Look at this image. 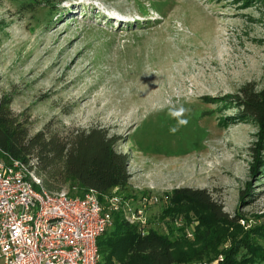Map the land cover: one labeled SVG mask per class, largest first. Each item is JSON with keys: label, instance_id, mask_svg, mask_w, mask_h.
Segmentation results:
<instances>
[{"label": "rangeland", "instance_id": "374dc122", "mask_svg": "<svg viewBox=\"0 0 264 264\" xmlns=\"http://www.w3.org/2000/svg\"><path fill=\"white\" fill-rule=\"evenodd\" d=\"M46 4L0 0V98L28 134L100 127L117 136L129 179L110 194L158 232L166 231L164 194L177 187L205 189L223 211L242 214L244 228L264 223L257 128L221 127L234 109L202 100L264 89V1ZM169 101L189 109L175 134ZM254 156L262 166L251 172Z\"/></svg>", "mask_w": 264, "mask_h": 264}, {"label": "trees", "instance_id": "16d2710c", "mask_svg": "<svg viewBox=\"0 0 264 264\" xmlns=\"http://www.w3.org/2000/svg\"><path fill=\"white\" fill-rule=\"evenodd\" d=\"M47 1L28 0L43 6ZM202 100L218 104L221 111L234 109L232 116L219 119L221 127L233 122L254 124L258 130L255 152L262 147L264 89L255 92L245 86L235 96ZM118 140L100 127L65 136L44 130L29 135L25 122L10 111L9 100L0 98V155L24 163L34 158L35 173L48 191L67 186L69 195L79 196L92 189L103 201L112 190L125 189L128 158L115 150ZM261 161L254 156L250 171L261 167ZM164 195L165 207L159 218L166 231L146 227L141 234L139 224L113 212L110 226L96 238L99 264H264V245L258 242L264 240V223L244 228L240 225L243 215L223 211L205 189L177 187Z\"/></svg>", "mask_w": 264, "mask_h": 264}, {"label": "built area", "instance_id": "2783aa9c", "mask_svg": "<svg viewBox=\"0 0 264 264\" xmlns=\"http://www.w3.org/2000/svg\"><path fill=\"white\" fill-rule=\"evenodd\" d=\"M35 164L0 155V264H99L96 238L113 212L146 232L121 197L99 201L92 189L79 196L48 191Z\"/></svg>", "mask_w": 264, "mask_h": 264}, {"label": "clouds", "instance_id": "9594fccd", "mask_svg": "<svg viewBox=\"0 0 264 264\" xmlns=\"http://www.w3.org/2000/svg\"><path fill=\"white\" fill-rule=\"evenodd\" d=\"M189 112V109L185 108L183 105L177 107L175 104H172L169 101L168 115L176 120L177 125L169 129L170 133L175 134L180 126H186L188 124V119L186 114Z\"/></svg>", "mask_w": 264, "mask_h": 264}]
</instances>
